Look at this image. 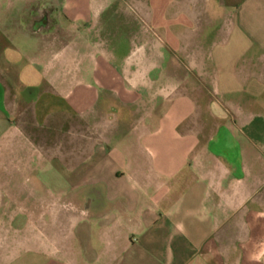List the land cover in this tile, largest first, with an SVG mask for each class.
<instances>
[{
	"label": "crops",
	"instance_id": "crops-1",
	"mask_svg": "<svg viewBox=\"0 0 264 264\" xmlns=\"http://www.w3.org/2000/svg\"><path fill=\"white\" fill-rule=\"evenodd\" d=\"M157 6L0 0V147L36 130L41 140L40 127L57 131L58 114L70 115L87 143L77 186L91 189L74 205L45 203L70 222H55L39 256L1 264H264V0H165L167 19ZM143 17L185 25L174 30L183 38L217 21L226 44L184 49L197 84L184 78L182 112L145 113L124 143L115 104H137L142 87L171 94L147 78L155 64L142 47L122 61L105 48Z\"/></svg>",
	"mask_w": 264,
	"mask_h": 264
},
{
	"label": "rangeland",
	"instance_id": "rangeland-1",
	"mask_svg": "<svg viewBox=\"0 0 264 264\" xmlns=\"http://www.w3.org/2000/svg\"><path fill=\"white\" fill-rule=\"evenodd\" d=\"M164 1L157 0V9L167 19L170 13L164 12L168 11L163 6ZM130 22L127 29L121 31L123 37L108 39L105 48L116 52V61H122L136 47H142L145 61L155 64L154 69L147 71V78L156 85L154 89H167L171 94L166 97L157 93L151 98L150 91L142 87L138 90L142 99L137 104H115L120 109L121 116L111 127L127 133L124 143L133 139L136 129L143 127L144 123H150V119H145V113L156 114L161 119L172 110L182 112L184 78L189 76L192 83L197 84L196 74L191 72L188 75L182 66L184 49H202L212 55L216 49L226 44L219 34L226 27L217 21L207 23L205 27L201 24L200 29L195 26V33H192L195 36L189 38H183L174 32L185 27L183 24L152 21L144 17L141 20L130 18ZM41 82L47 83L45 80ZM106 100L99 104V108L103 109L107 105ZM58 115V130L54 131L49 126L40 127L41 140H38L36 130L24 135V141L23 135H20L18 138L21 141L14 148L0 147L1 261L8 255L39 256V240L50 241L56 238L59 234L54 226L57 221L54 214L43 213L46 204L49 206L47 211H53L56 204L68 202L74 205L77 204L76 196L86 197L91 194V189L86 186H77L78 177H75V174L81 175L85 170V167L75 166L78 159L83 157L82 148L87 145L86 139L79 132L83 125L79 122L77 130L76 126H72L73 119L70 115ZM86 203L87 201L83 205L84 209ZM68 207L70 208L69 205ZM59 217L57 223L70 222V216Z\"/></svg>",
	"mask_w": 264,
	"mask_h": 264
}]
</instances>
